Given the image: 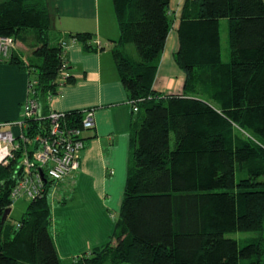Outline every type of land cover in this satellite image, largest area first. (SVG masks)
Segmentation results:
<instances>
[{"label": "trees", "instance_id": "obj_1", "mask_svg": "<svg viewBox=\"0 0 264 264\" xmlns=\"http://www.w3.org/2000/svg\"><path fill=\"white\" fill-rule=\"evenodd\" d=\"M170 2L113 0L121 34L112 49L136 118L111 241L65 263L50 192L29 199L16 222L11 213L3 221L15 202L16 156L0 165V264H264V0L184 1L174 53L183 93L155 88L173 26ZM56 9L52 0H0V37L30 49L22 55L15 45L6 58L29 71L28 96L32 86L43 114L60 86L74 81ZM225 17L230 61L222 56ZM70 37L97 48L92 32ZM67 116L77 125L82 110ZM238 231L252 233L229 235Z\"/></svg>", "mask_w": 264, "mask_h": 264}, {"label": "crops", "instance_id": "obj_2", "mask_svg": "<svg viewBox=\"0 0 264 264\" xmlns=\"http://www.w3.org/2000/svg\"><path fill=\"white\" fill-rule=\"evenodd\" d=\"M184 1L170 2L171 30L177 31ZM52 5L57 8L54 24L62 39H68L71 33L92 32L102 44L88 50L79 41L66 48V72L74 81L62 84L59 92L48 100L49 108L55 110L94 108L96 118L95 126L84 131L86 147L81 153L75 185L61 191L52 205L54 237L63 261L65 258L67 262H64L68 263L83 252L111 241L115 233L136 116L113 46L107 43L111 41L114 45L117 40L114 37L118 20L112 6L105 13L102 0H52ZM172 33L167 38L155 88L165 93H183L185 74L175 66H169L168 70L166 67L167 62L176 63L174 53L179 48L178 33ZM30 78L29 71L0 56V122L22 118ZM6 128L19 130L15 126ZM61 199L65 202L61 203Z\"/></svg>", "mask_w": 264, "mask_h": 264}, {"label": "built area", "instance_id": "obj_3", "mask_svg": "<svg viewBox=\"0 0 264 264\" xmlns=\"http://www.w3.org/2000/svg\"><path fill=\"white\" fill-rule=\"evenodd\" d=\"M75 42L78 39L70 37L62 40V45L67 48ZM97 43L102 45L100 41ZM15 45L13 36H1L0 56H9ZM34 93L31 86L22 118L0 122V165L18 157V180L11 191L14 200L34 199L46 192L56 200L61 191L76 183L81 153L86 146L84 131L95 126V110L83 109L82 118L75 125L67 118L66 110L51 109L43 114L40 99ZM134 109L138 110V106ZM31 119H36V124L30 123ZM7 126L19 127V130L16 132Z\"/></svg>", "mask_w": 264, "mask_h": 264}, {"label": "rangeland", "instance_id": "obj_4", "mask_svg": "<svg viewBox=\"0 0 264 264\" xmlns=\"http://www.w3.org/2000/svg\"><path fill=\"white\" fill-rule=\"evenodd\" d=\"M102 4L104 6L105 13L107 12V7H109V5H110V9H111V6H112L113 14L116 18L113 0H110V2H109V0H102ZM115 20H117V19H115ZM172 31H173L172 34H174V35L177 34V31L175 29L171 30L170 32H172ZM120 34H121V30H120L119 23L117 21L116 34H115L116 36L114 37V39H118L120 37ZM58 35H59V32L54 29L52 31L53 39H55V40H56V38L58 39ZM221 42H222L223 60L224 61H230L231 55H230V46H229V19L226 17L221 19ZM107 43H109L110 45L113 46L111 41H108ZM16 46H17V48L20 47L19 53L22 55H23V53H25V50L27 48H29L28 45H26L25 43H23L21 41H16ZM169 66H175L176 68L180 69L181 72H183L185 74L183 69L178 67V65L176 63H174L173 61H170V63L167 62V64H166L167 70L169 69ZM159 85L161 86V83ZM52 201H54V200H52ZM29 202H30V200L27 198H24V197L16 199L15 202L13 203V206H12V211H11V214L9 217V221L16 222L17 220L22 218V216L26 213V211L28 209ZM51 229H52L53 234H54L53 226L51 227ZM251 233L252 232H250V231H245V232L238 231V232L229 233V235L238 237V236H242V235H248ZM64 261L67 262V260L65 258H64Z\"/></svg>", "mask_w": 264, "mask_h": 264}, {"label": "water", "instance_id": "obj_5", "mask_svg": "<svg viewBox=\"0 0 264 264\" xmlns=\"http://www.w3.org/2000/svg\"><path fill=\"white\" fill-rule=\"evenodd\" d=\"M11 211H12V209H11V208H8V209L4 212V214H3V218H2L3 221H6V219H7L8 216H9V214L11 213Z\"/></svg>", "mask_w": 264, "mask_h": 264}]
</instances>
